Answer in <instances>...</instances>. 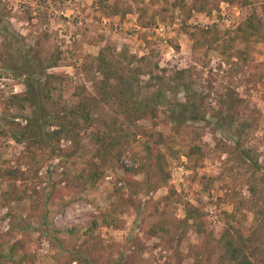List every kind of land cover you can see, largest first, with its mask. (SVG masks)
<instances>
[{
  "label": "rangeland",
  "instance_id": "374dc122",
  "mask_svg": "<svg viewBox=\"0 0 264 264\" xmlns=\"http://www.w3.org/2000/svg\"><path fill=\"white\" fill-rule=\"evenodd\" d=\"M191 2L0 0V264H264V0Z\"/></svg>",
  "mask_w": 264,
  "mask_h": 264
},
{
  "label": "trees",
  "instance_id": "16d2710c",
  "mask_svg": "<svg viewBox=\"0 0 264 264\" xmlns=\"http://www.w3.org/2000/svg\"><path fill=\"white\" fill-rule=\"evenodd\" d=\"M207 0H192V9L197 10V11H202L203 9H205V4H206ZM96 4L98 5L99 8L106 10V9H111L112 11H110L111 15L114 14H119L120 13V9L118 6H113L110 7L107 4V0H96ZM249 25V22L246 21L244 26L246 28V26ZM244 31V27H239L237 31ZM208 28L207 27H203L201 29V32H207ZM244 34V32H243ZM242 32L239 35L238 33H235L234 35H230L229 34V38L231 40H234L238 37H242L243 36ZM194 35V34H193ZM233 36V37H232ZM208 42V41H206ZM32 76V75H31ZM31 76H28L29 78ZM104 80V77H103ZM151 100H153V104L151 105V109H144V104L142 105H138L136 101H130L127 98L124 99V102L126 103L127 107L129 106L131 111L137 112L140 115L141 114H146V113H151V114H155V108L162 103H166L168 101V98L163 95L160 92H155L153 94V96L150 98ZM179 106V110L181 112H184V104L183 103H177ZM32 106V105H31ZM143 106V107H142ZM148 106V105H147ZM142 110V111H141ZM184 110V111H183ZM70 111V113H69ZM68 111V116L71 115V118H77L78 116H82L84 114V109L82 107V105L79 103H77V105H75L74 107H72L70 110ZM70 114V115H69ZM85 114L87 115V113L85 112ZM138 114V115H139ZM67 117L66 114L63 115V118ZM193 118H198L197 114H193ZM44 127V126H42ZM41 133L44 135L47 132L46 131H41ZM56 133L60 134L61 131L58 130L56 131ZM91 178V177H90ZM192 219L193 220V224L195 223V221L198 219L201 222V225H198V222H196L195 224V229L198 233L201 232H205V229L203 227V218L202 216H200V214L198 213V209L196 208H187V212L184 218V222L186 223L187 220ZM108 220V219H106ZM211 237L213 238V240H215L217 242V244L219 245V247L221 248V253L218 257V261L219 264H255L247 255V253H245L244 248H245V238L250 241L251 239L247 238V237H243V235L239 234L236 236V238H241V240L237 241L236 238H234L233 233L230 232V230H228V228H224L221 231L218 232H210Z\"/></svg>",
  "mask_w": 264,
  "mask_h": 264
},
{
  "label": "built area",
  "instance_id": "2783aa9c",
  "mask_svg": "<svg viewBox=\"0 0 264 264\" xmlns=\"http://www.w3.org/2000/svg\"><path fill=\"white\" fill-rule=\"evenodd\" d=\"M167 29V26H165V25H159L157 28H156V30L158 31V32H160V33H162L164 30H166ZM0 87L2 88V87H4V84L3 83H1L0 84Z\"/></svg>",
  "mask_w": 264,
  "mask_h": 264
}]
</instances>
